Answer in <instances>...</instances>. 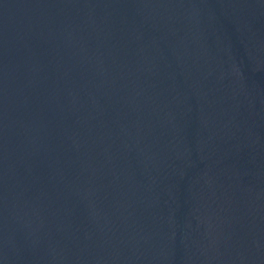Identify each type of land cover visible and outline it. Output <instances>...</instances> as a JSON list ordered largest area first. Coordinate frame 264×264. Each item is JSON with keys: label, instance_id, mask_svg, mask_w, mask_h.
<instances>
[{"label": "water", "instance_id": "1", "mask_svg": "<svg viewBox=\"0 0 264 264\" xmlns=\"http://www.w3.org/2000/svg\"><path fill=\"white\" fill-rule=\"evenodd\" d=\"M0 264H264V0H0Z\"/></svg>", "mask_w": 264, "mask_h": 264}]
</instances>
